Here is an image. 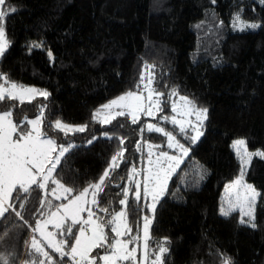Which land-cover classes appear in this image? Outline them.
Masks as SVG:
<instances>
[{
  "label": "trees",
  "instance_id": "1",
  "mask_svg": "<svg viewBox=\"0 0 264 264\" xmlns=\"http://www.w3.org/2000/svg\"><path fill=\"white\" fill-rule=\"evenodd\" d=\"M3 7L16 11L2 21L9 46L0 57V73L49 95L23 104L6 99L0 111L11 109L19 123L43 109V131L58 145L77 141L55 168L56 179L78 193L98 181L111 157L125 149L123 159L117 158L119 167L105 178L94 209L102 221H110L127 190L128 223L141 228L145 210L142 199L134 203L131 168L146 158L141 141L164 142L166 136L142 131L149 119L145 116L136 124L130 115L116 116L111 123L93 116L110 100L140 91L141 76L150 68L156 90L164 93V111L171 112L173 89L208 111L204 133L190 143L189 154L157 203L149 244L157 247L167 238L164 264H223L224 257L231 264H264V158L253 157L245 170L260 194L256 227L241 223L239 210L228 216L221 212L226 209L224 187L242 169L233 142L244 138L249 149L264 152V0H6ZM237 14L258 27L233 29ZM34 41L45 49L29 50ZM57 119L88 127L65 137L48 126ZM43 199V190L22 194L11 199L15 212L10 209L0 217V254L9 264L31 257L28 242L43 217ZM111 227L106 224L114 236ZM99 252L105 251L93 250ZM49 253L60 264L59 254Z\"/></svg>",
  "mask_w": 264,
  "mask_h": 264
},
{
  "label": "snow or ice",
  "instance_id": "2",
  "mask_svg": "<svg viewBox=\"0 0 264 264\" xmlns=\"http://www.w3.org/2000/svg\"><path fill=\"white\" fill-rule=\"evenodd\" d=\"M6 0H0V57H2L8 47V40L6 37L5 28L2 21L11 12L16 11L15 8H5ZM237 20H239V14H237ZM243 27L256 28V24H244ZM243 30V28L241 29ZM148 67V66H146ZM0 78L4 79L10 87H5L0 84V102L7 100L17 101L19 104L31 102L36 95L44 96L47 98L49 95L47 92H41L34 88H25L22 85H18L14 82L8 81L7 78L0 73ZM153 78L148 77V83H145V77L142 75L140 79V84L144 86V90L147 95L143 93H137L134 91H129L121 96L113 99L108 104L102 105L100 109L94 114L93 119H96L102 110L111 109L113 107L122 109L118 111L116 115L118 116H131V122L133 124L138 123V114L143 113L146 116H153L155 112H161V99L164 93L157 92L156 89L151 87ZM140 88V85L136 86ZM155 94L156 99H153ZM172 94H177L176 90H172ZM183 101L181 110L177 113L183 117H188L193 114L196 116L197 123L192 124L191 121L187 120H177L175 116L171 117V123L178 124L181 133L186 131L185 124L192 127V130L196 133L195 136L190 137V139L195 142L200 135L203 133L199 131L201 128L202 121L207 119V109H200L195 106L194 101L189 100L187 97H180ZM172 110L177 112L176 104H172ZM163 120H169V117H161ZM43 123V109H41L40 114L36 119L28 120L26 117L23 121L17 123L13 120V113L11 109L0 111V217H4L5 213H8L11 209L15 212V206L10 203L11 199H21L22 194H30L32 190L40 192V190L46 189L48 181L52 178V173L60 163L61 157L65 156V153L69 151L70 148L75 147L69 143L68 147L63 144H57L56 140L48 135L47 132L42 130ZM103 123H111V120L104 119ZM30 124L32 127L29 129L26 125ZM25 125V126H21ZM62 133L63 136L67 137L70 133H83L87 129V125H69L61 120L57 119L53 122H49L48 125ZM146 128L149 132L162 133L167 137V145L169 148L176 147L180 150L182 155H187L188 149L184 148L179 141L176 140L175 136L171 132L165 131L162 127H157L152 123H148ZM143 131V129H142ZM15 137V138H14ZM96 139V137H93ZM92 141L89 140L88 143ZM121 144L123 140L121 139ZM140 145L137 144V148ZM153 147H159L158 145L148 144V160L151 167L147 170V177L144 182L143 191L145 197H151V205L153 213H155V205L158 203L160 198L165 194L167 190V182L170 178L175 167L181 162L176 156H169L166 152H160L156 160H152L153 152L151 149ZM232 147L237 155L238 159L244 165L241 169L240 176L234 181V186H240L244 189L243 204L248 205V211L245 215L248 220L245 221L241 218V223H248L251 227L255 228L254 223V206L257 196L260 194L255 191V189L243 182V176L245 175V170L250 165L252 157L258 156L264 158V152L257 151L251 153L247 150L246 141L243 139L236 140L233 142ZM125 149H121L116 155L111 157V163L109 168L106 169L103 175L99 178V181L89 187L93 189H98L102 191V185L106 177H109L110 170H114L119 167L117 158L123 159V153ZM53 153L55 157L53 158ZM126 163V161H125ZM50 164L51 167L46 166ZM133 174L137 172L136 168L132 169ZM57 188L51 190V194L55 196L57 200L61 199V195H57V189L62 190L63 193H71L72 189L65 187L60 183L59 180H52ZM34 186V187H33ZM140 184H136V190L134 193V203L141 200ZM13 191L16 192V196L13 197ZM89 192V188H84L83 191L79 192L78 195L74 196L72 199H68L66 203H62L57 206L55 213H51L52 217H57V214L62 212L63 214L55 220V227L60 229V235L66 237L65 239L57 240L56 233L46 232L43 225H38L34 231H39L40 235L45 241H47V247L54 249L55 253L59 254L60 264H64V258H69V264H95L96 257H90L89 253L96 248L104 249L107 253L102 256L101 259L105 264H117L118 261H132L133 264H137L136 261V249L133 248L129 250L128 245L133 242V240L123 241L118 239L121 236L128 235L131 233L132 229L126 222V211H120L112 216L110 221H100L99 217L94 219V213L91 208L86 207L89 203L98 206V201L96 200V191L92 192V199L89 202L86 196ZM125 198L120 200L121 205H127V190L124 193ZM237 199L240 200L241 196L238 195ZM43 207V204L41 205ZM48 206L52 207L51 201L48 202ZM23 207V204L20 205ZM234 208H240L243 210L242 204L238 203L235 206L229 207L228 210L221 208L223 215L228 216ZM101 212H106L107 209L101 208ZM87 212V219L82 217V213ZM19 216V213L16 212ZM143 220V232H144V260L147 261L149 257L148 253V228L151 223L147 216L142 217ZM53 222L51 219L45 223ZM66 227H62L65 225ZM139 223V222H138ZM106 224H111V232L115 233L117 239L114 242H109V237L105 234ZM79 226L77 231L74 233L73 228ZM123 228V231L121 230ZM90 233V234H89ZM134 240L139 239V235L133 238ZM71 240L72 243L69 244L68 241ZM2 241V237H0ZM167 238H164V242ZM32 250V255L35 257L34 260L26 262V264H55L52 261V257L46 250L44 244H42L33 235L28 242ZM65 247L68 248L65 251ZM156 251L155 259L152 260V264H164L163 254L168 251L163 243L158 247ZM0 264H9V260L4 255L0 254ZM223 264H231L230 258L224 257Z\"/></svg>",
  "mask_w": 264,
  "mask_h": 264
},
{
  "label": "rangeland",
  "instance_id": "3",
  "mask_svg": "<svg viewBox=\"0 0 264 264\" xmlns=\"http://www.w3.org/2000/svg\"><path fill=\"white\" fill-rule=\"evenodd\" d=\"M244 24H249V25L250 24H256V25H259V23L256 22V21L246 20V19H243L240 16H239V20H237V16H235L234 19H233V21H232V27L235 30H241L242 28H243V30H251V29H256L257 28V27L256 28L243 27ZM8 42H9V40H8ZM8 46H9V43H8ZM28 48H29V50H32L34 48H42V49H45V46L40 41H34V42H32V43H30L28 45ZM48 54H49V56L51 58H53L52 52L49 51ZM143 76L145 77V83H148V77L153 78V81H154L153 72L150 70V68H146L145 69V72H144ZM11 82H13V81H11ZM14 83H16L18 85H22L25 88H34V89H37V90H39L41 92H45L42 89H40L38 87H35V86L24 85V84H20V83H17V82H14ZM0 84L4 85L5 87H10V85L7 84L5 81L0 82ZM141 86H142V89L140 91H134V92L143 93L145 95V97H146L147 92L144 90V86L143 85H141ZM151 87L154 88V89H156L153 82L151 84ZM157 92H159V91H157ZM36 96H38V95H36ZM180 97H187V96L180 95V94H172V98L170 100L171 101V104H170L171 112L167 113L166 111L163 110L161 112H155V114L153 116H146L143 113H140V114H138V118H141L142 116H145V117H148L149 118L142 125V129L143 130L148 131L147 128H146V125L148 123H152V124L156 125L157 127L164 128L165 131H167V132H171L172 135L175 136L176 140L179 141V143L182 144L184 146V148L188 149V152H187V155H188L189 152H190V143H195L202 135H200L199 138L195 142H193L190 139V137L195 136L196 133L192 130V127H190L189 125L185 124L186 131L184 133H181L180 130H179V125L178 124L171 123V117H173V116H175L177 120H187V121H191L193 125H195L197 123L195 114H193L191 116H188V117H183V116L177 114L181 110V106L183 104V101L180 100ZM187 98L189 100H191L189 97H187ZM153 99H156L155 94L153 95ZM160 99H161V108L163 109L162 97H160ZM110 101H112V100H110ZM109 102H107L105 104H108ZM173 103L176 104L177 112H174L172 110V104ZM195 106L197 108H200V109H207L206 107L199 106L196 103H195ZM100 108H98V109H100ZM97 110L95 111V113L97 112ZM121 110L122 109L116 108V107H113V108L107 109V110H102L101 113H100V115L96 119L100 120L101 122H103L104 119L112 120L113 118H115L116 116H118V115H116V113L118 111H121ZM37 116H35L33 118H30L29 120L36 119ZM163 116L169 117V120H163V119H161V117H163ZM205 121H206V119L202 121V125L203 126L201 128H199V131L202 132V133H204ZM66 124L73 125V126H76V125H85V124H70V123H66ZM31 127L32 126L30 125V128ZM70 134H74V133H70ZM104 135H109V134H104ZM240 139L245 140L244 138H238L236 140H240ZM69 143H71L72 145H75L77 143V141L72 138V139H70L68 141H65V142L63 141L60 144H63L65 147H68ZM148 144L158 145L159 146V147H153L151 149V151L153 152V156H152V160L153 161L156 160V158H157V156L159 155L160 152H166V153H168L169 156H176V157H178L180 159L181 162L179 163L178 166L175 167V169L172 172L171 176L173 175V173H175L178 170V168L182 165V163L185 161V159L187 157V155H182V153L180 152V150L178 148H176V147L169 148L168 145H167V137H166V140L164 142H150V141H148V142H145V144H143L142 141L140 142V145L142 146V148L146 150V158H145L144 161H142V163L140 164L139 167H135L136 170H137V172L135 174H133V172H132L133 167L131 168L130 177H129V181H130L129 184L134 188V193H135V190H136V184L137 183L140 184V186H141L140 187L141 199L143 200V208L145 210V212L143 214V217L147 216L149 218V220L151 221V223L149 225V228H148V239H147L148 253H149L148 260L147 261L144 260V251H145L144 250V244H145V240H144V232H143V220H142V224H141V228L140 229L139 228L132 229L131 226L128 223V218L126 216V222L129 225V227L132 229V231H131V233L128 234V237H126V235H124V236H121V237L118 238V239H121L123 241L133 240V242L128 245V248H129V250H131L133 248L136 249L135 256H136L137 264H152V260H154L155 259V256H156V251L155 250L158 249V247L162 243H163V246L166 247V244H165L164 241H161L159 243V245H157V247H151V245L149 244V238L151 237L150 229H151V224H152L153 219H154V213L152 211V208L150 207V205L152 203L151 197H145L144 191H143V186H144V182H145L146 177H147V170L149 168H151V167H154V165L153 164H150L149 163V160H148V151H149ZM246 147H247V145H246ZM247 150L249 152H251V153H255L257 151L262 152L260 149H258V150H251L248 147H247ZM54 157H55V153H53V158ZM253 157H255V156H253ZM253 157H252V159H253ZM49 167H51L50 164H48L46 166L45 171H47V168H49ZM243 167H244V165L242 164V168ZM54 171L52 173V178L48 181V183L46 185V189L43 190V192H44V199L42 201V204H43V207L45 209L44 212H43V217L40 218V219H38V221L36 222V224L33 226V231H32L33 234L31 235V237L34 235L37 240H39L42 244H44L45 247H46V250L48 252L50 250L54 251V249L47 247V241H45L43 239V237L40 235V232L39 231H34V229L37 228L38 225H43V226H45L44 227V230L46 232H54V233H56V239L58 241H59V238H60V240L63 239V238L59 237V235H60V229H57L55 227V220L58 219V217L60 215H62L63 213L62 212L58 213L57 214V217H55V218L51 216V213H55L56 212L58 205L67 202V200L64 199L65 196L68 199H72L74 196H76V195L79 194V192L78 193H75L73 190H72L71 193H63L62 190L57 189V193L56 194L57 195H61V199L58 200V201H60L58 204L53 205V204H55V200H57V199L55 198L54 195L51 194V190L54 189V188H57V185L54 184L52 182V180H58V179H56L54 177ZM171 176L168 179L167 187H168L169 181L171 179ZM239 176H240V174L233 181L229 182L224 187V190H223V197L225 198L224 206L226 208L225 210H228L229 207H230V205L231 206H235L238 203L242 204L243 210H241L240 208H234V210H239L240 213H241V218H243L245 221H247L248 220V217L245 215V213L248 211V205L247 204H243V195H242V194H244V189L242 187H240V186H234V181H236ZM98 181H96L95 183H97ZM243 182L246 183V184L251 185L255 189L254 185L252 183H250L246 179V175L243 176ZM60 183L63 184L62 182H60ZM95 183H93V184H95ZM64 186L65 187H68L66 185H64ZM68 188H70V187H68ZM87 188H89V192H88V194L86 196V199L90 202L91 199H92V195H91L92 192L93 191H96V200L98 201L100 190L93 189L91 187H87ZM102 189H103V185H102ZM255 191L257 192L256 189H255ZM13 193H14V191H13ZM238 195L241 196V199L240 200L237 199V196ZM257 200H258V196L256 198L255 206H254V209H253L254 217H255V207H256ZM49 201H51L52 207H49L48 206V202ZM9 202H11V200ZM156 206H157V203L155 205V209H156ZM86 207L91 208V210L94 213V219L96 217H98L96 215V211L94 209L95 205H92L91 203H89L88 205H86ZM120 211H126V213H127V205L126 206L125 205H121V207L115 213L120 212ZM115 213L113 215H115ZM81 215H82V217L84 219H87V212H84ZM50 219L53 222L46 224L45 222L46 221H49ZM100 221H102L101 218H100ZM63 226L64 225H62V227ZM112 227H113V225H112ZM121 230L123 231V228ZM105 234L109 237V242L110 243L111 242H114V240L117 239V237L115 235L114 236H109V232L107 231L106 226H105ZM137 235H139V239L138 240H134L133 238L136 237ZM93 250L89 253V256L90 257H96L95 262L98 259H100V264H105V262L101 259V257L104 256V255H106L107 253L106 252H99V253L96 254V253H93ZM65 251H67V248L65 249ZM31 252H32V250H31ZM49 255H50V253H49ZM34 259H35V257L33 255H31V257L29 259H27L23 264H26V262H30L31 260H34ZM46 264H48L47 261H46ZM117 264H133V262L132 261H122V262L121 261H118Z\"/></svg>",
  "mask_w": 264,
  "mask_h": 264
},
{
  "label": "crops",
  "instance_id": "4",
  "mask_svg": "<svg viewBox=\"0 0 264 264\" xmlns=\"http://www.w3.org/2000/svg\"><path fill=\"white\" fill-rule=\"evenodd\" d=\"M15 138V137H14Z\"/></svg>",
  "mask_w": 264,
  "mask_h": 264
}]
</instances>
